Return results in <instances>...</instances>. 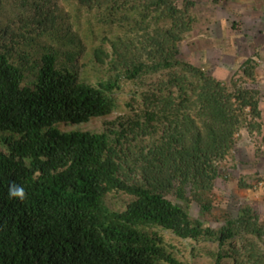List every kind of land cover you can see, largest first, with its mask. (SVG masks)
Segmentation results:
<instances>
[{
  "label": "trees",
  "instance_id": "trees-1",
  "mask_svg": "<svg viewBox=\"0 0 264 264\" xmlns=\"http://www.w3.org/2000/svg\"><path fill=\"white\" fill-rule=\"evenodd\" d=\"M62 1L0 0V264H264L259 212L214 214L213 196L241 129L263 133L261 91L247 85L258 61L231 90L181 58L189 0ZM84 13L97 24L89 49L72 29ZM124 93L127 113L77 126ZM13 182L26 199L9 197Z\"/></svg>",
  "mask_w": 264,
  "mask_h": 264
},
{
  "label": "rangeland",
  "instance_id": "rangeland-1",
  "mask_svg": "<svg viewBox=\"0 0 264 264\" xmlns=\"http://www.w3.org/2000/svg\"><path fill=\"white\" fill-rule=\"evenodd\" d=\"M186 0H177L182 6ZM188 1V0H187ZM189 9L195 15L192 30L180 44L181 58L204 67L210 74L222 80L233 90V77L237 74L243 61L254 56L258 61L255 82L249 87H257L261 91L262 120L264 124V0H189ZM62 7L67 5L59 0ZM92 14L84 13L79 21H75L72 29L85 41L87 49L91 44L99 43L86 33L88 19ZM99 35V33L96 32ZM130 97L128 93L121 95L120 104L115 111L104 117L91 119L85 124L77 125L86 129L102 130L116 120L118 116L127 113L124 102ZM64 127V126H63ZM74 125L66 126L72 128ZM233 156L223 161L220 175L215 181L213 196L215 200L214 214L220 215L225 209L236 215L245 203H251L264 219V129L262 134L252 135L242 128ZM253 185L242 188L238 185L240 176ZM193 212H197L195 205ZM206 219L217 225L212 214ZM166 239L173 243L179 240L170 231L165 230ZM188 245V241H183ZM188 252V251H187ZM184 254L183 258L193 261L194 257ZM196 264H210L208 256L203 254L195 259Z\"/></svg>",
  "mask_w": 264,
  "mask_h": 264
},
{
  "label": "clouds",
  "instance_id": "clouds-1",
  "mask_svg": "<svg viewBox=\"0 0 264 264\" xmlns=\"http://www.w3.org/2000/svg\"><path fill=\"white\" fill-rule=\"evenodd\" d=\"M8 195L10 198L24 200L26 199L27 193L22 185H18L13 182L8 188Z\"/></svg>",
  "mask_w": 264,
  "mask_h": 264
}]
</instances>
